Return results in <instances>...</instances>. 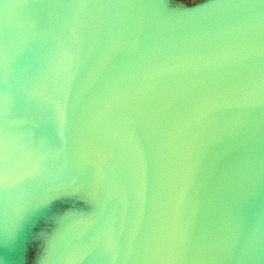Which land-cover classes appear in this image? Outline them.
I'll list each match as a JSON object with an SVG mask.
<instances>
[{
    "label": "water",
    "instance_id": "water-1",
    "mask_svg": "<svg viewBox=\"0 0 264 264\" xmlns=\"http://www.w3.org/2000/svg\"><path fill=\"white\" fill-rule=\"evenodd\" d=\"M238 3L0 0V264H69L73 246L76 264H225L261 243L264 22ZM53 187L71 195L28 215Z\"/></svg>",
    "mask_w": 264,
    "mask_h": 264
},
{
    "label": "snow or ice",
    "instance_id": "snow-or-ice-1",
    "mask_svg": "<svg viewBox=\"0 0 264 264\" xmlns=\"http://www.w3.org/2000/svg\"><path fill=\"white\" fill-rule=\"evenodd\" d=\"M219 6V5H215ZM247 10L251 15L258 16L262 22H264V0H239L236 5ZM261 40L264 42V28L261 31ZM12 42V36L7 29L0 31V116L6 117L9 113L10 104V56L9 49ZM260 107L262 115H264V86L261 89V101ZM7 144L5 143V149ZM5 161L7 157L4 158ZM81 175L85 177L84 183H87L90 179L87 169H83ZM3 180L7 181V175L3 177ZM71 195V193L63 190L59 187H53L49 194L42 200L35 204L30 210L28 215L47 212L50 210V206L53 201ZM97 198H102V193H97ZM54 220H61L62 214L56 213L51 217ZM15 231L10 233L14 236ZM90 249H83L78 246H73L68 251L69 264H76L77 261L83 259L88 255ZM144 254L148 256H174L177 259H187L193 254L191 246H186L179 251L175 249H167L162 246L146 247ZM100 255H107V249L103 247L100 249ZM225 264H264V239L257 246L253 241L249 240L243 247L232 246L223 255Z\"/></svg>",
    "mask_w": 264,
    "mask_h": 264
}]
</instances>
